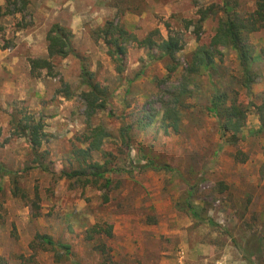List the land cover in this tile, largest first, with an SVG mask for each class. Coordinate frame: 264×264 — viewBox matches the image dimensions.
<instances>
[{"label": "rangeland", "instance_id": "1", "mask_svg": "<svg viewBox=\"0 0 264 264\" xmlns=\"http://www.w3.org/2000/svg\"><path fill=\"white\" fill-rule=\"evenodd\" d=\"M25 1L21 12L0 18V161L19 173V188L29 199L38 195L40 216L34 218L30 203L13 196L9 177H0V256L6 264H264V29L248 36L258 75L249 92L240 84L242 68L230 47L218 48L212 66L193 65L194 53L210 47L225 18L224 0ZM231 1L242 14L256 7V0ZM6 4L0 0V7ZM209 9L213 14L199 28L201 13ZM108 21L140 41L155 30L165 39L180 38L176 72L169 74L170 62L161 53L133 43L119 75L103 40L94 36ZM55 24L71 31L81 60L55 58L53 75H32L29 61L48 58L47 35ZM5 45L11 47L2 50ZM82 60L109 91L106 110L90 120L110 135L92 154L95 162H110L109 187L105 180L82 187L60 178L78 168L75 152L87 147ZM217 92L248 111L237 147L227 144L209 112ZM14 110L43 118L49 172L34 164L27 139L13 136ZM144 119L150 121L146 127L139 124ZM122 128H130L129 149ZM148 161L164 169L143 171ZM186 200L216 227L180 212ZM95 225L112 226L113 237L88 241ZM38 235L70 246L71 256L44 245ZM254 236L261 243L258 257L251 250ZM103 246L105 256L96 249Z\"/></svg>", "mask_w": 264, "mask_h": 264}, {"label": "trees", "instance_id": "2", "mask_svg": "<svg viewBox=\"0 0 264 264\" xmlns=\"http://www.w3.org/2000/svg\"><path fill=\"white\" fill-rule=\"evenodd\" d=\"M19 3L22 4V8L16 9ZM27 4L28 2L25 0H7L6 6L0 7V18L13 15L16 12H21ZM238 9L239 3L237 1L224 0L222 12L225 18L221 21L217 34L213 38L210 47H200L194 53L193 65L194 67L212 66L215 60V52L219 53V51H217L219 50L218 48L230 47L237 53L242 68V79L240 84L250 92L252 86L258 81V75L254 70L256 57L253 54L252 47L249 45L248 36L264 29V0H256L255 10L251 13L242 14ZM211 14H213V9L201 13L200 20L198 21L199 28H202L203 23H205ZM94 36L97 39L103 40L108 49L107 55L115 64L116 71L119 75L124 73L127 49L128 46L133 43H139L140 46H143L150 52L156 50L162 54V58L168 59L170 65L167 66V70L170 75L177 70L174 65L177 61V55L182 51L183 47L181 39L178 37L169 36L168 39H165L159 30H155L151 32L146 39L140 41L135 35L126 30L123 25L115 21L106 22L102 28L94 33ZM72 40L73 34L71 31L59 24H55L47 35L48 58L30 59L29 61L32 75L37 74V72L41 70H46L49 75H53L54 65L52 60L55 58L67 59L73 56L81 60L80 55L73 47ZM10 47L11 45H5L1 47V49L7 50ZM81 72L82 84L88 89L87 92L81 94V99L86 104V117L88 121V132L85 133L83 137V142L87 144V147L75 152L78 168L71 172L62 171L60 173V178L74 182L82 187H87L98 184L100 180H105V176L109 172L107 166L110 162L106 161L104 164L95 162L92 154L102 150L105 140H107L110 135L101 126L92 127L90 120L98 112L106 110L110 97L108 88L94 81V74L89 71L83 60L81 62ZM263 111L264 107L261 112ZM209 112L219 121L222 132L227 135V144L232 147H237L244 140L240 136L247 124V109L242 108V106H240L236 100H232L227 93L217 92L212 99ZM147 118L150 121L152 120V117ZM11 119L13 136L27 139L34 156V164H36L40 170L49 172L50 169L46 165L49 160V152L42 151L45 143L49 141V137L45 133L46 125L43 118L40 117L37 119L36 116L31 113L25 111L17 112L14 110L11 114ZM145 120L146 119L139 122L143 127L150 124V121L147 123ZM261 121L264 122L263 116ZM173 127L178 129V119H175ZM121 136L126 148L129 149L130 128H122ZM0 147H3L1 143ZM105 156L107 157L108 155L105 154ZM32 168L33 167H28L26 171ZM146 169L156 171L164 168L161 169L154 162L148 161L147 164L142 167L143 171ZM0 177H9L11 179L14 185L12 191L13 196L30 203L32 212L34 213L33 217H39L40 206L38 195H36V199H29L28 194L20 190L18 185L19 173L8 169L0 161ZM105 181V187H109L111 181L109 179ZM178 210L180 212H185L196 222L206 223L211 227H216L213 220L199 213L197 208L191 204L190 200H186L184 203L179 204ZM103 234L108 238H112L113 227L110 225H106V227L95 225L88 231L87 240H92L94 235ZM36 238L53 250L65 251L66 255L71 256L72 249L70 246L56 244L52 238L48 236L38 235ZM253 245L251 250L255 256L258 257L261 250L259 237L254 236ZM96 249L104 256L108 254V249L105 246L97 247ZM0 264H6L5 259L1 256Z\"/></svg>", "mask_w": 264, "mask_h": 264}, {"label": "crops", "instance_id": "3", "mask_svg": "<svg viewBox=\"0 0 264 264\" xmlns=\"http://www.w3.org/2000/svg\"><path fill=\"white\" fill-rule=\"evenodd\" d=\"M29 72H30V67H29Z\"/></svg>", "mask_w": 264, "mask_h": 264}]
</instances>
